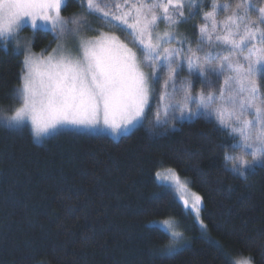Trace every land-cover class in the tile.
Instances as JSON below:
<instances>
[{
	"label": "trees",
	"instance_id": "obj_1",
	"mask_svg": "<svg viewBox=\"0 0 264 264\" xmlns=\"http://www.w3.org/2000/svg\"><path fill=\"white\" fill-rule=\"evenodd\" d=\"M208 2L179 26L192 46ZM67 7L78 8L73 0ZM53 41L36 30L32 49ZM22 61L21 51L0 45V116L18 102ZM191 80L193 93L204 87L198 75ZM153 103L142 126L117 139L68 129L38 143L27 126L0 123V264H264V167L239 176L226 168L225 155L238 149L221 147L231 143L224 129L205 117L157 124ZM161 169L202 198L198 221L156 180ZM174 219L187 245L162 257L171 237L152 223Z\"/></svg>",
	"mask_w": 264,
	"mask_h": 264
},
{
	"label": "snow or ice",
	"instance_id": "obj_2",
	"mask_svg": "<svg viewBox=\"0 0 264 264\" xmlns=\"http://www.w3.org/2000/svg\"><path fill=\"white\" fill-rule=\"evenodd\" d=\"M78 3L84 12L65 18L62 15L65 0H0V39H15L26 23L33 30L51 32L54 37L66 32L79 35L94 31L89 26L92 15L102 20L111 17L108 22H115V27L134 37L144 60L151 62L148 64L151 73L143 71L136 51L107 33L94 38L81 36L76 56L68 52L57 57L53 49V54L43 59L26 52L21 83L14 89L21 104L12 110V115L4 117L5 127L19 130L30 121L37 139L65 125L97 128L101 120L104 128L115 134L128 131L137 124L142 126L146 109L151 107L153 89L161 82L160 72L166 71L167 79L163 80L155 114L157 124L161 123V111L165 118L173 120L206 117L231 137V143L221 147L242 153L225 155L231 171L246 177L256 167H264V90L260 83L264 79V0H260L259 6L253 0H237L234 4L231 0L224 3L209 0L206 10L201 12L195 49L187 37L179 38L171 30L160 32L158 28L161 22L168 29L186 22L200 11L204 0H123L122 3L113 0L111 6L102 0H78ZM221 11L228 15L218 20ZM174 41L178 47L166 46ZM214 45L228 54L214 51ZM185 67L189 74L197 73L204 86L195 95L191 81H181L177 87V77ZM216 84L219 86L214 87ZM169 89L172 93H182L181 99L164 103L169 98ZM163 122L167 123V119ZM156 177L177 189L186 188L171 169L164 175L157 172ZM180 199L189 208L188 199L183 195ZM194 200L191 208L199 219L202 198L195 195ZM163 224L162 234L170 235L171 243L157 254L173 256L187 241L183 233L172 230L169 221ZM235 264H252V261L244 259Z\"/></svg>",
	"mask_w": 264,
	"mask_h": 264
},
{
	"label": "rangeland",
	"instance_id": "obj_3",
	"mask_svg": "<svg viewBox=\"0 0 264 264\" xmlns=\"http://www.w3.org/2000/svg\"><path fill=\"white\" fill-rule=\"evenodd\" d=\"M73 1L76 3V6L78 8L75 9V10H73V9L69 10V8L67 7L68 0H65V6L62 8V15L65 18H69V17H73V16H79L80 14H82L84 12V9L78 3V0H73ZM111 1H113V0H111ZM120 2L122 3L123 0H120ZM218 2L219 3H224V2H227V0H218ZM231 2L234 4V3L237 2V0H231ZM253 2L257 6H259V4H260V0H253ZM102 3L105 4V2L103 0H102ZM108 5L111 6L112 3H110ZM200 9L203 10V8H200ZM204 10H206V8ZM112 11H115V9L113 8ZM76 12H79V13L75 14ZM185 12H186V15H187V8L185 9ZM116 14H119V13H116ZM226 15H228V13H225V12L221 11L218 14V16H217V19L218 20H223ZM252 15H253V18H255V12H253ZM108 20H111V17H109ZM108 20L97 19L96 15H92L91 17H89V26L92 29H94V31L81 32L79 35L74 34L72 32H66L64 34L57 35V36L54 37V41L52 42L51 47L49 49L41 51V52H36V51H34L32 49L33 34H34V32L36 30H33L31 28L30 23H26L22 27V29L19 30V33H18V35L16 36L15 39H11V38H9L7 40L0 39V45L4 46L5 43H6L7 47L12 45L17 50V41H18L19 44H20V50L19 51L22 52L23 59H24V54H26V52H30L31 54H34V55H37V56H41L43 59H46L48 55L53 54V49L56 50L54 55H56L57 57H59L61 54H67L68 52H71L74 56H76V55L79 54L78 44H79V39H80L81 36L84 37V38H94L96 36H99L100 33H107L109 35H114V36L118 37L121 43H123V44L127 45L129 48L133 49V51H136L143 71L145 73L150 74L151 73V68L148 67V64L151 63V62L144 60V57H143L142 53L140 52L138 43L134 42V37L132 35H130L128 31L122 30V28L115 27L114 26L115 22L110 23V22H108ZM187 21H188V19L186 20V22ZM186 22L181 23V24H186ZM181 24H179L177 26H173L171 29H168L167 26L163 22H161L160 25H159L158 31L163 32L165 30H171L179 38H184V37H186V34L185 33H181L179 31V26ZM199 25L200 24H198L197 27ZM197 27H196V29H197ZM196 39H197V36H196L195 40ZM25 45L28 46L27 49H25V47H24ZM166 46H168V47H178V45L176 44L175 41L172 44L166 45ZM192 48L193 49L196 48V43H194ZM206 49H207V47L205 48V50ZM227 54L228 53H226L224 55H227ZM160 75H161L162 79H161V82L159 84V87H157V91H156L157 97L155 98L156 100L154 101V103L152 102V99L150 101V104H152V103L154 104V106L152 108L153 111L151 113L152 114L151 116H153V120H155V114L157 112V105L160 103L158 97H159V94L162 91L163 80L167 79V72L166 71H161ZM193 75H198V74L197 73L189 74V72L187 71V68L185 67L184 70L179 72V75L177 77V87H180L181 81H191L192 82L191 78H192ZM222 80H223V77L220 78V82H222ZM260 83H261V86H262V90H264V79H262L260 81ZM218 86H219L218 84L214 85V87H218ZM207 90L208 89H206L205 91H207ZM200 91L201 90H199V91H197V92H195L193 94L195 95V94L199 93ZM181 97H182V93H172L171 89H169V98L166 99L164 101V103H169V102L174 103L176 100H180ZM20 104H21V101L18 99V102L16 104H11L9 107L5 108V110L2 111V112H5V113L3 114V116H0V123H5L4 117L8 116V115H12V110L14 108H16V107H19ZM192 107L194 108L195 106L193 105ZM148 110H149V108L146 109V113H147ZM160 114H161V122H163L165 119H167V123L170 124V125H171V123H173L175 121L176 122H180V121H183V120H191V119L195 118V117H192L191 119H189V118L185 117L184 119L173 120L171 117L165 118L164 115H163V111H161ZM176 115L179 116V113L177 112ZM139 125L140 124H137L134 127H130V129L128 131H121L119 134H115V133L111 132L110 130L104 128L102 120H101V124L97 128H77V127H74V126L65 125V126H62L60 128H57L56 130L51 131L50 133H48L47 135H45V136H43V137H41L39 139H37L33 134L32 135H33L34 140L36 142L40 143L46 137H49V136L54 135V134H57L58 132L63 131V130L72 129V130H76V131H80V132H86V133H91V134L105 133L108 136L112 137L113 139H117L121 135L129 133L130 131H132L134 128H136ZM26 126L31 131V123H30V121L27 122ZM31 133H32V131H31ZM240 155H242V153L238 150L237 153H235L233 155H230V156H240ZM248 158L250 159V157H248ZM227 167L229 169H231V164L227 163ZM167 170L168 169H161V170H159L157 172H160L161 175H164V174H166ZM156 180L158 182L162 183V181L157 179V177H156ZM180 181L182 183H185L181 179H180ZM163 183L167 184L174 191L176 197L178 198V200L180 201L182 206H183V203H182V201L180 199V196L183 195L186 199H188L189 208H185L184 206H183V208H184V210H185V212L187 214L191 215L192 219L195 217V219L198 221V218L196 216L195 210L191 208V205L195 202V200H194L195 196L192 194V191L189 189L187 184L185 183L186 184V188L181 190V189H177L174 184H170L168 182H163ZM161 221H157V222H154L152 224L155 225V226H158L159 228H161L163 230V228H164L163 222L164 221H169L173 225V229L172 230L179 231V232L183 233V238H184V240L186 239V235H185V228L186 227L184 226L183 222H179L177 220L175 221V219L174 220H161ZM189 227H190V223H189ZM244 259H247V258L238 257L235 262L242 261Z\"/></svg>",
	"mask_w": 264,
	"mask_h": 264
}]
</instances>
